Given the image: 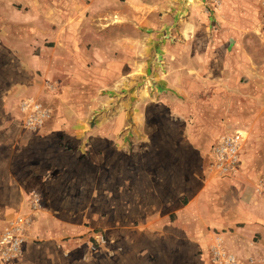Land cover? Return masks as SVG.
<instances>
[{"label": "rangeland", "instance_id": "1", "mask_svg": "<svg viewBox=\"0 0 264 264\" xmlns=\"http://www.w3.org/2000/svg\"><path fill=\"white\" fill-rule=\"evenodd\" d=\"M253 67L264 0H0V264H264Z\"/></svg>", "mask_w": 264, "mask_h": 264}, {"label": "built area", "instance_id": "2", "mask_svg": "<svg viewBox=\"0 0 264 264\" xmlns=\"http://www.w3.org/2000/svg\"><path fill=\"white\" fill-rule=\"evenodd\" d=\"M35 120L39 121L38 116ZM228 140H234L229 138ZM222 149H220V155L222 156ZM30 222L29 219L24 216H18L6 225H0V256L3 258L12 259L19 256L22 253V246L28 239V230ZM103 237V236H98Z\"/></svg>", "mask_w": 264, "mask_h": 264}, {"label": "crops", "instance_id": "3", "mask_svg": "<svg viewBox=\"0 0 264 264\" xmlns=\"http://www.w3.org/2000/svg\"><path fill=\"white\" fill-rule=\"evenodd\" d=\"M255 65L257 66V67H259V65H258V61L256 62V60H255ZM237 69H238V67H237ZM247 73V74H246ZM245 74L250 78L249 80H250V83H251V85L253 86V87H258V84L260 83V82H262V84H264V80H263V78H264V69L263 70H259V69H257V68H250L249 70H247V72H246ZM237 75H238V77H239V70H237ZM218 76V75H217ZM232 76H234V74L232 75ZM235 76H236V74H235ZM237 77V76H236ZM216 81V80H215ZM216 82H218V81H216ZM109 137H111V136H109ZM118 152H122V150H117ZM97 152H99V150L98 149H96V152H95V150H94V153L95 154H97ZM88 153H89V151H88ZM104 156H106V153H105V155Z\"/></svg>", "mask_w": 264, "mask_h": 264}, {"label": "bare ground", "instance_id": "4", "mask_svg": "<svg viewBox=\"0 0 264 264\" xmlns=\"http://www.w3.org/2000/svg\"><path fill=\"white\" fill-rule=\"evenodd\" d=\"M171 241H174V244H177V242H178L177 239H175V240H171ZM171 241H170V242H171ZM170 242H168L167 245H169Z\"/></svg>", "mask_w": 264, "mask_h": 264}]
</instances>
